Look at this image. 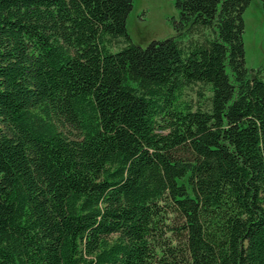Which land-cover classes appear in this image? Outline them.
<instances>
[{"label":"trees","instance_id":"1","mask_svg":"<svg viewBox=\"0 0 264 264\" xmlns=\"http://www.w3.org/2000/svg\"><path fill=\"white\" fill-rule=\"evenodd\" d=\"M250 3L143 47L133 0H0V264H264Z\"/></svg>","mask_w":264,"mask_h":264},{"label":"rangeland","instance_id":"2","mask_svg":"<svg viewBox=\"0 0 264 264\" xmlns=\"http://www.w3.org/2000/svg\"><path fill=\"white\" fill-rule=\"evenodd\" d=\"M178 18L175 0H133L127 29L134 43L146 47L153 40L175 36L173 21ZM243 19L246 63L254 76L264 67V9L261 0H251Z\"/></svg>","mask_w":264,"mask_h":264}]
</instances>
